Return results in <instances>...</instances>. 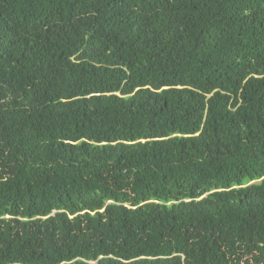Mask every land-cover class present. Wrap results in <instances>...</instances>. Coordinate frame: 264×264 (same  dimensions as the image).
Returning a JSON list of instances; mask_svg holds the SVG:
<instances>
[{
    "label": "trees",
    "instance_id": "16d2710c",
    "mask_svg": "<svg viewBox=\"0 0 264 264\" xmlns=\"http://www.w3.org/2000/svg\"><path fill=\"white\" fill-rule=\"evenodd\" d=\"M0 264H264V0H0Z\"/></svg>",
    "mask_w": 264,
    "mask_h": 264
}]
</instances>
